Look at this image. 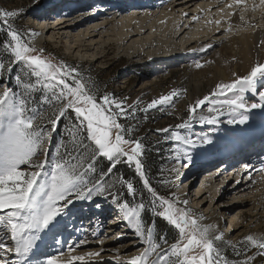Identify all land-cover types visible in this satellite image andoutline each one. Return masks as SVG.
Masks as SVG:
<instances>
[{
	"label": "rangeland",
	"instance_id": "1",
	"mask_svg": "<svg viewBox=\"0 0 264 264\" xmlns=\"http://www.w3.org/2000/svg\"><path fill=\"white\" fill-rule=\"evenodd\" d=\"M113 1L116 2V0ZM133 1L135 0L130 2ZM230 1L208 9L210 3L208 0H196V3L187 9V11L190 10L188 16L183 17L177 8L176 11H172L166 8L165 4L161 5V0H154L155 3L161 5L159 8L155 7L150 10L155 13L154 16L148 12H136L135 14L138 15L132 21L137 24H145L146 33L138 32L139 34L134 35L127 45L122 44V40L129 37H127V28L121 21L118 22L119 17L113 13L116 9L112 8L116 7L117 2L112 3L111 0H0V8L19 11V15L10 20V23L14 28L25 33L24 42L28 43L30 47L34 46L37 50H44L42 53L34 52L32 54H39L54 63L63 61L67 65L77 68L83 80L94 85L99 95L107 93L117 101L123 102L128 114L120 117L119 123L130 129L129 133L132 137L142 139L146 143L156 142L157 146L163 150V155L158 161L156 175L153 178L154 183L162 189L158 196L170 198V194L175 193V197L180 201H188L187 208L192 215L204 218L214 212L220 217V223H211L218 227L217 234H223L222 240L215 242L221 253L220 264H244L245 261L247 264H264V255H257L256 247L244 239L249 234L256 238L264 236V184L260 185L259 189L253 186L249 190L237 194L235 198L228 196L218 201L215 194L209 192L204 194L215 183L213 180L204 183L206 176L222 173L220 177L224 178L225 184L230 183V186L245 181L246 175H239L236 171L242 167L241 159L233 164V166L236 165L233 170L222 166L227 159L214 161L212 166L207 165L208 162L201 165L202 162L194 161V158L201 155L206 149L213 148L216 149V152L220 149V146H216L218 143L225 145L217 138L220 133L217 125L215 123H200L199 117L211 115L216 116L217 120L224 121L228 117L232 119L234 114L229 113L226 107L219 108L218 105L209 103L197 110L194 118L189 121V127L182 129L175 127L188 120L189 105H194L195 101L201 98L193 89L195 71L206 64L198 51L208 45L214 46L216 41L235 33L225 30H220L219 33V29L224 27L221 19L232 13V11L230 13V7L232 9V6H229ZM254 5L256 6V3ZM177 7L180 8V6ZM198 10L210 15L212 18L210 23L206 22L204 13L196 18L195 14ZM240 11L242 14L243 9H239L238 12ZM40 12L42 13L39 14ZM72 14H82L86 20L78 25L80 17L77 16L73 24L78 23L76 26L67 27L68 22L57 25L61 17L69 19L73 16ZM168 15L170 16L168 17ZM194 17L196 19H193ZM175 19L181 21L179 23L183 28L181 32L186 29L180 37L168 35ZM256 22L257 26L264 28V18L261 20L259 18ZM241 28H236V33L250 30L248 27ZM29 29L40 35V39L42 38L40 44L36 41L39 35L27 34ZM177 31L179 29H176L175 32L178 33ZM193 38L200 40L192 42ZM82 40H85L87 45L77 47L78 43V45L85 44ZM140 50H143L144 53L139 55L138 51ZM188 53L193 55L185 58ZM4 57V61L0 60V63L6 66L0 74V92H3L6 87L10 88L16 92L18 97L26 101L27 109L38 110V113L43 116L49 115L55 107L52 91L38 84L36 77L29 76L22 64L14 65L9 71L7 65L12 57L6 55ZM198 64L201 66L197 67ZM17 75H20V81L16 79ZM28 85H34V87H28ZM214 90H216L214 84L205 83L203 96ZM56 91L58 92L59 89ZM173 92L176 95L172 100L148 108L151 101L159 100L161 96L172 95ZM244 96L245 101L252 100L248 92H245ZM216 99L224 98L216 97ZM213 107L217 108V111L210 112L209 108ZM220 112L223 115H219ZM39 122L37 121V123ZM44 125L45 131L51 128L46 120ZM164 128H170L169 132L157 131ZM173 132L178 133L181 137L192 139L194 145L185 146L182 141L177 142L170 139ZM57 136L55 129L50 134V142L44 145V152L38 155V160L45 159V152L49 160H54L62 154L60 148L59 152L57 151L62 142L60 138L56 141ZM205 140L211 142L204 143ZM253 148H246L241 154H237L249 162L250 157L248 159L247 156L251 151L250 156L254 157V152L251 150ZM177 150H179V154ZM184 151H188L192 155L191 163H188L184 158ZM104 193H94L90 200H76L70 206V212L63 217L61 235L56 238L66 239L65 255L71 252L77 255L98 252L100 255L92 259L98 261L99 264H127L132 257L141 254L147 247L143 243V239L147 237L149 228L152 229L154 241L161 245L164 244L161 236L167 239L168 244L176 240L169 239L165 232L159 233L154 221L148 223L142 217L140 209V226L145 233V236L141 237L135 229V217L125 215L120 208L123 203H117L116 200L107 197ZM97 205L106 206L103 210L106 218L93 227L94 234H77L78 236L75 237L77 231L86 226L85 224L72 226L71 223L76 222V219L72 217L77 212L92 217L93 213L86 212V209L93 210L97 208ZM176 207L182 208L184 205L177 204ZM161 210L159 200H157L153 206L152 217L158 216L156 213ZM68 218L72 219L67 221ZM77 221L82 222L78 219ZM111 221L114 222L111 224ZM164 222L166 221L164 220ZM174 228H170L169 231L173 230L174 236L178 238V230ZM7 234L9 237L10 232ZM86 235L90 238H86ZM81 240L86 243L80 247H73L72 251L68 252L69 245H74ZM48 244L51 245V248L47 251L51 252L56 249L57 245L61 246L53 243L51 237ZM12 246L10 242L9 247ZM199 251L196 250L197 254ZM14 257L9 255L8 259L13 260ZM248 257L253 258L248 259ZM154 258L155 254L149 256V260ZM75 264H80V262H75Z\"/></svg>",
	"mask_w": 264,
	"mask_h": 264
},
{
	"label": "snow or ice",
	"instance_id": "2",
	"mask_svg": "<svg viewBox=\"0 0 264 264\" xmlns=\"http://www.w3.org/2000/svg\"><path fill=\"white\" fill-rule=\"evenodd\" d=\"M242 2L243 0H235L236 4ZM18 15V10L0 8V27L7 29L10 37L6 44L12 58L7 69L11 71L14 65L22 64L29 76L36 77L38 84L52 91L55 107L49 115L43 116L38 110L27 109L26 101L12 89L6 87L0 92V231L10 232V242L13 245L9 247V242L0 239V264H99L92 259L100 255L98 252L65 257L64 242L56 237L61 235L62 219L70 212V206L76 200H90L94 193H111L112 186L107 184V177L117 164L125 160L134 164V170L142 178L143 185L159 200L162 210L156 214L178 230V238L171 244L161 236L164 240L161 245L154 241L152 229L149 228L147 237L143 239L147 247L127 264H220L221 253L215 242L221 241L223 234H217L218 227L200 223L203 217L192 215L187 208V200L180 201L175 193H171L170 198L158 196L151 187L140 158L143 155V145L139 138L133 139L129 135L130 129H125L119 123V118L128 114L123 102L107 93L99 95L94 85L83 80L77 68L63 61L54 63L39 54H32L42 53L44 50H37L24 42L25 33L10 23ZM27 34L39 35L31 29L27 30ZM5 67V64L0 63V74ZM16 79L20 81V75ZM261 81H264V63H256L246 75L237 76L227 83H218L216 90L197 99L194 105L190 104L188 120L175 127H189V121L194 118L197 110L209 103L218 105L219 108L226 107L229 113L234 114L228 123L247 124L249 115L245 113L252 109L264 112V90H258V83ZM245 92L257 94L260 102L247 104ZM228 93H232V98H228ZM175 95L173 92L172 95L161 96L159 100L151 101L148 108L170 101ZM216 97L224 99L218 100ZM69 110L74 112L76 123L68 129L71 139L59 146L65 151L54 160H49L45 152V159L38 160V155L44 152V145L50 142L51 132L55 131ZM209 111L215 112L217 108H209ZM219 115L223 113L220 112ZM45 120L51 126L48 131H45ZM199 122L214 124L217 117L201 116ZM169 130L170 128H164L157 131L167 133ZM170 139L182 141L185 146L194 145L192 139L181 137L176 132L172 133ZM177 151L179 154V150ZM183 155L191 163L192 155L188 151H184ZM100 158L107 159L109 167L107 171L100 173L99 179L93 180L89 173L96 171V163ZM244 167L247 170L250 166ZM261 167L264 169V162ZM121 182L126 184L128 193L135 194L132 182L123 179ZM113 199L116 200L115 197ZM116 202L119 203L118 200ZM177 204H183L184 207L178 208ZM120 208L128 217H135V229L144 237L145 233L140 226V209L144 205L141 203L136 208H130L125 201ZM50 237L53 243L61 245L55 250V254L46 251L51 248L48 244ZM244 239L256 247L257 255H264V236L256 238L249 234ZM85 243L86 241L81 240L69 245L68 252ZM196 250H200L198 254ZM152 254H155V258L149 260ZM9 255L18 259L9 260Z\"/></svg>",
	"mask_w": 264,
	"mask_h": 264
},
{
	"label": "bare ground",
	"instance_id": "3",
	"mask_svg": "<svg viewBox=\"0 0 264 264\" xmlns=\"http://www.w3.org/2000/svg\"><path fill=\"white\" fill-rule=\"evenodd\" d=\"M131 0H122L120 1V5L116 7H112L113 9H116L113 11L117 17H119V21L127 28V37L123 39L122 44H128V42L133 38L134 35H138L139 33H146V26L140 24H137V22H132L133 18L137 16L138 14H135L136 12L151 13L152 16H154V12H151V9H155V7H160L162 4L166 5V8L172 10V11H180V15L188 16L187 9L189 7H192L193 4L196 3V0H161V5L158 3H155L154 0H135L133 2H130ZM210 3L208 4V9H212L214 7L219 6L221 3H224L225 1L229 0H208ZM112 3H115L112 1ZM256 3V6L254 5ZM138 5V6H136ZM177 6H180L178 8ZM229 6H232V9L230 7V15L228 17L221 19V23L224 24L223 29L227 32H235L231 34L228 37H223L220 41H216L214 46L208 45L207 47H203L201 50L198 51L199 55L204 58L206 64L198 70L195 71L194 77H193V89L195 92H197L201 98L203 97V85L205 83L214 84L215 87L218 83L224 82H230L231 80L235 79L237 76H244L246 75L252 66H254L256 63H264V28L257 26L255 23L257 19L264 18V3H261V0H243L242 3L236 4L235 0H231L229 3ZM234 8V9H233ZM243 9L242 14L241 10ZM199 11V12H198ZM196 15V18H199V15H202L204 11L198 10ZM40 12L39 14H41ZM174 13V12H173ZM187 15H184V14ZM175 14V13H174ZM204 13L203 15H205ZM69 19L62 18L60 21L57 22V25L60 24H66L67 27L76 26L78 23L74 24V21L77 16L80 17V25L81 23H84L86 20L85 17L82 16V14H72ZM178 15V13H177ZM164 16V15H162ZM170 15H168L169 17ZM172 16V15H171ZM78 17V18H79ZM166 20L167 19V16ZM179 17V16H178ZM164 18V17H161ZM176 18V17H175ZM206 22L210 23L212 18L210 15H205ZM130 19V20H129ZM146 19V18H145ZM178 19V18H177ZM176 20V19H175ZM171 25L170 22V30L168 31V35H174L177 37H180V35L186 30L184 29L182 32L181 30L183 28L180 27L179 23L181 21L176 20ZM180 20V19H179ZM73 21V23H71ZM148 21V20H147ZM171 21V20H170ZM118 24V23H117ZM169 25V24H168ZM246 28L248 27L250 30L245 32L242 31V33L238 32L236 33V28ZM46 26L44 27V29ZM121 29V28H120ZM176 29H179L176 33ZM139 32V33H138ZM181 32V33H180ZM212 32H215V30H212ZM211 32V33H212ZM190 35V34H189ZM42 36V35H41ZM191 37V36H190ZM42 39V38H41ZM40 35L37 37L36 41L37 43H41ZM192 40L198 41L199 38ZM83 41V40H82ZM162 42V41H161ZM85 44L78 45L77 47L80 48V46L87 45L85 40L83 41ZM150 43V42H149ZM110 44V43H109ZM108 44V45H109ZM107 47V46H106ZM110 48V47H109ZM89 49V47H87ZM128 49V48H127ZM144 51L140 50L138 51V54H143ZM193 54H186L185 58L191 57ZM258 90H264V81H261L258 83ZM218 91V90H217ZM248 94L252 97L251 101H245L247 104L252 103H258L259 97L257 94H253L251 92H248ZM249 96V97H250ZM224 98V97H223ZM228 98H232L231 93H228ZM245 98V96H244ZM243 112L244 110H239ZM249 115V121L247 124L240 125V124H230L228 121L231 119L228 117V119L217 120L215 123L220 131L217 138L219 142L225 143L223 144H215L216 146H220V149L215 152L216 149H206L203 151V153L199 156H196L194 158V161L202 162L201 165H205L207 162V165L212 166V162H218L217 160L227 159L224 164H222L225 168H230V170H233L236 165L233 166L234 162H231V157L235 159L234 155L236 156L237 153L241 154L246 148H250L254 146L253 149H251L254 152V159L250 157L249 162L247 160H244V166L249 165L250 167L245 170V167L242 166L239 169H236L238 171L237 173L246 175V180L241 181L237 184H234L230 186V183L225 184V180L223 177H220L222 173L217 174L213 173L209 177L206 176L204 183L211 182L212 180L215 182L213 187L211 186L209 191L207 192L213 193L216 195V198L218 201L231 196L232 198L237 197L236 195L239 193H242L243 191L249 190L251 187L256 186L258 189L260 185L264 184V169H262L261 165L262 162H264V112H262L260 109H252L250 112L245 113ZM239 119V117H236ZM235 154H232L234 153ZM244 155V153H243ZM230 159V160H228ZM243 163V162H242ZM236 164V163H234ZM209 166V167H210ZM224 168V169H225ZM235 171V172H236ZM235 175V174H234ZM238 181V180H237ZM217 201V202H218ZM78 220L87 219L90 218L89 216H85V213H79L74 216ZM112 219V218H111ZM114 221H111L112 224ZM200 223H220V217L214 214V212H211L210 215L207 217H204L202 220L199 221ZM89 223V222H88ZM92 223V222H91ZM79 224V221H77V225ZM118 224V222H116ZM90 225V224H89ZM84 227L80 232L76 234H87L90 233L91 235L94 234L93 225ZM82 235V236H83ZM86 238H90L86 235ZM0 239H3L6 242L10 243V239H8V234L5 231H0ZM63 241V248L66 247V239H60ZM61 246H56V249ZM54 248V247H53ZM53 249L52 252L55 253V250ZM48 249H46L47 251ZM93 250V249H92ZM95 251V250H94ZM73 255H77L76 253H69L68 255H65V257L70 258ZM18 259V257H14L13 260Z\"/></svg>",
	"mask_w": 264,
	"mask_h": 264
},
{
	"label": "trees",
	"instance_id": "4",
	"mask_svg": "<svg viewBox=\"0 0 264 264\" xmlns=\"http://www.w3.org/2000/svg\"><path fill=\"white\" fill-rule=\"evenodd\" d=\"M7 32V29L0 27V60L2 61H4L5 55L11 56L10 50L6 44V42L10 41V37L8 36ZM74 123H76L75 114L72 111H69L68 114L59 122L56 128V132L58 135L56 141L60 138L62 140L60 145L65 144L71 139V137L69 136L68 129H70L72 127V124ZM125 129L127 128L125 127ZM129 135L131 136L130 133ZM132 138L136 139L134 137ZM140 142L142 143L144 148L141 160L144 164L145 174L148 177L149 181H152L153 184L150 181L151 187L155 189V191L157 190L156 193L158 195V193L162 192V189H160L159 186L154 183L153 178L156 175L158 161L163 155V150L160 149L159 146H157L156 142L146 143L142 139L140 140ZM59 148L62 153L65 151L63 147ZM108 167L109 162L107 161V159L100 158L96 163V171L94 173H89V175L93 178V180L99 179L100 173L102 171H107ZM122 179L133 183L136 189L135 194L127 192L126 184H123L121 182ZM107 184L112 186L111 193H109L108 191L104 193L105 195H107V197H115L116 200L119 201V203H124L125 201H127L128 205L132 207H137V205L142 203L144 205V208L141 209L142 217L145 218L148 223H152L154 221V224H156L159 233L165 232L169 239H177V237L174 236V231H169V229L172 227L174 228V226L167 224L159 216L152 217V212H154L153 206L157 200L153 197V194L143 185L142 178L139 177V175L134 170V164H129L126 162V160L125 162L117 164L111 175L107 177ZM176 234L177 232L175 230V235Z\"/></svg>",
	"mask_w": 264,
	"mask_h": 264
}]
</instances>
